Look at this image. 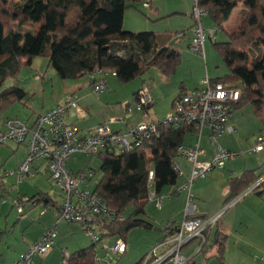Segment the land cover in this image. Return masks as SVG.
Here are the masks:
<instances>
[{
	"label": "trees",
	"instance_id": "1",
	"mask_svg": "<svg viewBox=\"0 0 264 264\" xmlns=\"http://www.w3.org/2000/svg\"><path fill=\"white\" fill-rule=\"evenodd\" d=\"M20 1L0 0L2 119L3 113L11 106L26 102L25 99L30 97L17 85L4 89L3 85L10 79L17 80L20 71L25 66L31 67L32 62L39 57L47 58L49 66L62 80H78L102 71L116 73V78L123 85L152 67H157L163 78L168 80L175 74L181 60L178 43L185 33L172 36L126 30V9L136 7L140 2L150 4L151 0ZM197 4V7L207 12L217 30H224L228 36L227 41L215 42L214 47L222 55L230 75L211 79V83L219 82L237 88L241 97L233 103L234 111L243 103L250 102L255 115L264 124V0H197ZM236 9L240 10L242 21L234 31H227L225 26ZM27 22L39 24L40 27L35 32L23 33V26ZM195 26L194 19L191 38ZM216 32L211 38L216 39ZM97 80L90 81V85L93 86ZM186 92L181 91L176 96L174 105ZM9 118L3 119L0 132ZM152 121L155 130L141 134L139 144L133 150L123 154L102 153L98 156L102 161L99 170L102 178L92 191L108 208L123 215L125 219L123 222L99 223L104 231L100 242H92L89 248L69 255L67 259L70 264H98L95 258L96 245L103 243L106 237L126 240L129 231L133 229H155V226L141 217L146 215L145 206L151 199V188L159 195L166 187L177 185L179 174L174 167L178 149L184 145L186 136L196 130L193 124L187 122L175 125L164 119ZM258 172L257 169L248 170L239 177L230 178L224 206L264 176V173ZM261 188L263 184L253 194L262 196ZM131 208L135 211L128 217L126 211ZM161 231L164 235L167 230L164 227ZM216 236L217 253L222 254L226 248L225 238L220 232ZM208 246L201 253H206ZM145 257L136 264H143Z\"/></svg>",
	"mask_w": 264,
	"mask_h": 264
},
{
	"label": "built area",
	"instance_id": "2",
	"mask_svg": "<svg viewBox=\"0 0 264 264\" xmlns=\"http://www.w3.org/2000/svg\"><path fill=\"white\" fill-rule=\"evenodd\" d=\"M197 5V0H194L192 12L196 26L193 31L194 36L189 44L192 52L204 56L207 32L204 29L202 18L207 15V12ZM208 31V36L211 38L215 32ZM109 74L116 77V73L102 71L88 75L91 81L98 79L92 86L93 94L101 96L108 90L103 78ZM202 81L200 89L187 91L176 105L173 103L172 111L165 116L164 120L175 125L185 122L193 124L195 133L200 135L203 129L210 130L208 142L214 147L215 156L211 161H202L200 157L206 152L199 144L181 146L176 156L187 160L192 166V171L188 183L185 186H177L172 192L173 196L179 195L181 191L190 190L196 180L205 178L213 170H223L226 162L239 156L236 152L222 148L217 140L224 133L237 132V127L229 124V116L234 112L233 103L240 100L241 92L237 88L227 87L223 83L212 84L209 78ZM152 105L151 89L145 85L136 97V108L147 118L149 107ZM78 106L79 100L76 95H73L68 97L64 103L41 113L33 122L18 117L7 119L0 132V143L2 145L10 142L27 143L28 154L18 168L7 170L1 175L14 177L17 184L20 185L25 180L36 178L38 170L34 166L39 162H44L47 165V173L50 175L52 186L58 188L62 195L55 225L62 222L79 224L92 242L99 243L101 240V233L98 231L99 223L123 222L125 217L108 208L106 203L90 189L89 183L95 172L92 169L72 172L67 168L68 159L78 153L93 158L102 153L123 154L129 152L138 146L141 134L150 130L154 131L156 126L151 119H148L125 132H116L108 124H102L90 131L83 132L67 123L69 110L76 109ZM130 110L128 109V111ZM255 140L256 143L248 151L249 154L264 150V133H261ZM174 168H176L179 177L183 175L177 161ZM263 183L264 176H261L257 182L224 206L222 211L211 217L196 216L195 206L191 203L192 195H190L185 216L177 223L169 222L167 224L163 242L158 243L152 252L146 254L143 264H166L167 262L183 264L193 259L209 244L211 231L217 226L221 215L239 202H243L245 197L253 194L255 189ZM155 198V195H151V199ZM156 201V206L161 208L162 199L158 198ZM16 205L18 212L22 213L23 205L18 201ZM57 234L56 227H52L44 236L28 247L23 260L16 264H35L32 261L34 257L48 255L55 245ZM194 243L197 245L196 249L190 253V257H186L183 254L184 249ZM105 249L119 257L126 252V244L123 239H118L112 246H106ZM69 255L67 251L64 252L61 264H70L67 259ZM95 258H97L98 264H103L101 258L98 256ZM107 264H113V262L108 261Z\"/></svg>",
	"mask_w": 264,
	"mask_h": 264
},
{
	"label": "crops",
	"instance_id": "3",
	"mask_svg": "<svg viewBox=\"0 0 264 264\" xmlns=\"http://www.w3.org/2000/svg\"><path fill=\"white\" fill-rule=\"evenodd\" d=\"M149 4V3H148ZM151 5L149 9H151ZM194 6V5H193ZM193 11V10H192ZM133 15V16H132ZM133 17L139 19L135 14H129L127 15V12L125 13V21L124 25L126 29H131L134 31L142 30L144 29V25L136 24L134 25ZM203 23V21H202ZM142 27V28H139ZM138 28V29H137ZM137 29V30H136ZM193 33L191 34L192 37ZM192 39V38H191ZM206 43V42H205ZM204 43V44H205ZM190 46V45H189ZM206 47V44H205ZM190 49V47H189ZM187 57H193L194 54L192 52L187 53ZM198 54V53H197ZM200 55V54H199ZM201 56V55H200ZM205 57V56H202ZM198 58V57H197ZM197 60V59H196ZM33 64V63H32ZM37 76V75H36ZM174 77V76H173ZM38 78V77H37ZM44 76H42V79ZM209 78V77H206ZM35 79L36 82H41V86L46 88V84H43L46 79ZM51 79L54 80V78L51 76ZM104 81L105 84L108 87V90L103 93L101 96H97L99 98H95L92 92V86L91 80L88 76L78 79V80H67L72 82H67L64 87V91L60 96L57 98H54V103L51 104L50 107L47 105L44 108V110L39 111L37 113L33 112V118L29 119L30 122H33L36 120V118L45 111L50 110L51 108L55 107L56 105L60 103H64L68 97H71L73 95H76L79 100L78 108L69 110L70 114L67 118V123L74 125L77 127L80 131L86 132L90 131L94 128H96L99 125L102 124H108L114 131L116 132H125L129 131V129L134 128L136 125L146 122L148 119H157L162 120L165 119V116L170 113L172 110H169L170 108L168 105H166V113L165 115L160 116V118H152L153 116L152 109L149 111V115L146 118L143 113L136 111L133 105L130 103L131 99L134 98L136 100V93L145 85H147L151 91L153 92V84L144 83V85H137L130 88L128 91L125 86H122L121 82L111 74L105 76ZM172 77L168 79L166 82H170ZM205 79V78H204ZM210 79V78H209ZM184 81H181V84L176 86L171 93V97L169 98V103L171 104L170 107L173 108V102L176 96L179 95L181 91H193L199 87L202 86L203 79L200 82L197 81H188L187 79H184ZM211 80V79H210ZM17 81V80H15ZM171 83V82H170ZM20 84L17 86L19 87ZM16 86V84H15ZM24 86V85H23ZM40 86V87H41ZM23 90H25L30 96L33 94L31 88L22 87ZM153 98L156 97L155 94H153ZM171 100V102H170ZM154 99H153V105L150 108H153L155 105ZM163 102V101H162ZM116 104L117 106H115ZM16 105H22L23 107H28L27 102H21L16 103L15 105L11 106L6 112L13 109ZM49 108V109H48ZM128 109H132V111H128ZM97 110V115L95 112ZM169 110V111H168ZM236 111V110H235ZM234 111V112H235ZM233 112V113H234ZM5 113V112H4ZM3 113V119L9 117H18V115H8L6 118H4ZM232 113V115H233ZM89 115V116H88ZM230 115L229 117V124L234 126H240V121L236 116ZM114 120V121H112ZM238 123V125L236 124ZM238 128V127H237ZM236 128V129H237ZM207 129V128H205ZM208 130V129H207ZM204 131V129H203ZM210 131V130H209ZM193 136H196L195 133H191ZM188 134V135H191ZM226 133H224L222 136H224ZM229 134V133H228ZM240 135L241 132L239 129H237L236 133ZM229 134V135H233ZM187 135V136H188ZM186 136V138H187ZM222 136L220 138H222ZM209 137V136H208ZM219 138V139H220ZM207 142L209 141L208 138H205ZM256 139V138H255ZM254 144L255 145V140ZM204 141V138L200 135L198 138L196 137V140L191 142L192 144L184 143V146H196L200 145V147L203 148L202 143ZM219 140H217L218 142ZM13 142L9 143L12 144ZM219 143V142H218ZM26 144V149H28L27 143H23V145ZM210 144V142H209ZM18 146L16 149H14L13 153H18L20 151V148H22L21 144H17ZM211 145V144H210ZM212 146V145H211ZM224 148H227L229 150H238L243 147L242 141H235V142H226L223 143ZM213 147V146H212ZM223 148V147H222ZM24 150L20 156V158L16 159L15 161L9 160L6 161L7 167L10 169L8 170H14L18 168V166L24 161L27 150ZM204 149V148H203ZM1 150V148H0ZM205 154L200 157V160L202 161H211L214 158L215 155V149L213 147V153L211 155H208V151L206 149ZM264 152V150L262 151ZM259 152V153H262ZM1 153V151H0ZM255 154V153H254ZM258 154V153H256ZM10 156V155H9ZM239 157L235 159L229 160V162H226L224 165L226 168V165L230 164L231 162H234ZM0 159L2 160V155L0 154ZM182 162L187 163V165H181L177 162L179 165V168L182 170L183 175L179 177L178 183L176 186H169L166 187L162 192L159 193V195L155 194V192L152 191L151 195H155V199H150L154 202V206L157 205V199H162V205L161 208L157 209L160 211L158 214V217L156 218V215L152 214V217L148 215L146 220H148L153 226H155V229H151L152 234L149 232H138V234H135L134 236L133 232H129V234L126 237L125 244H126V252L118 257L117 261H114L112 259V255L107 253L108 251L105 249L106 246H112L116 240L120 238L115 237H106L103 240V243L96 245V255L102 259L103 264H107L108 261H112L113 264H136L144 257V255L148 254L150 250L158 244L163 239V232L161 229L164 228L165 222H170L171 220H181L183 216L186 214L187 204L189 202V197L192 195V202H194L195 199H197V203L192 205L195 206V214L196 216H211L218 214L221 210L219 209L222 205L224 207V202L228 196V181L230 178L233 177H239L241 176L245 171H248V169H245L244 171L240 166H235L231 169H229L228 177L226 178L225 174H222L223 178L226 180V184L223 187L222 192L220 193V196L217 195L210 197L209 192H204L199 186L202 185L203 181L198 182L196 185V181L192 184L190 190H184L181 191L179 195L171 196V192L174 191V189L177 186H185L188 183V179H190L192 166L191 164L183 159ZM261 162H264V158L260 159ZM183 163V164H184ZM228 163V164H227ZM262 163H256L254 169L251 170H258V173H264V164ZM4 163L0 165L3 166ZM258 164H261L259 166ZM68 165V162H67ZM46 164L43 162H39L35 164V169L38 170V175L35 180L32 182V186L24 184V182L17 184L16 179L14 177H3L1 174H4L6 170H0V187L2 185V188H5V186L11 187V192H13L16 188L13 186L18 185V193L17 196L14 198H20L16 199L20 204L23 205L22 213H19V218L17 219L19 224L21 225V229L24 235L23 239L25 240L23 244H20L17 246V248L14 249V247H9L7 244L9 252H3L0 253V264H16L19 262L18 260L20 257L25 255L28 251V247H30L34 242H36L38 239H40L42 236H44L52 227H56V230L58 232L57 238L55 240V245L53 246V249L50 251V253L47 255V257H34L32 261L35 262V264H61L63 261V253L67 251L70 255L76 253L79 250L89 248L90 245H92V241L89 236L86 234H81L82 227L79 224L76 223H58V225H55L57 213H58V206L60 203H57L56 201L51 198V193H48V180L50 179L49 175H42L44 173V167L46 168ZM259 166V167H258ZM68 168V166H67ZM70 168V169H69ZM68 169L72 172H74L72 167H69ZM225 168L223 170L219 171H225ZM238 169V174H235L233 170ZM216 170V169H215ZM213 170L212 172H214ZM46 172L47 168L45 169ZM250 171V169H249ZM7 172V171H6ZM78 172V171H77ZM211 172V173H212ZM210 173V174H211ZM209 174V175H210ZM207 176L205 178H202L201 180H206ZM263 195L259 196L257 194H254L248 201H246L245 204L238 206L236 208V211L234 212V216L229 218L226 215H221V218L217 224L216 227L213 228L211 239L209 240V248L206 253H198V255L191 259L188 262H185L183 264H264V183H263ZM252 195V194H250ZM22 196V197H19ZM28 197L27 199H23L24 197ZM249 196V195H248ZM246 198V197H245ZM244 198V199H245ZM243 199V200H244ZM16 201V202H17ZM209 201H214L216 206L214 208L207 207L206 203ZM205 203V204H203ZM16 204V203H15ZM7 203L4 204L6 206ZM3 206V207H4ZM18 208V206H17ZM219 211V212H218ZM228 211V210H227ZM241 213V214H240ZM228 215V214H227ZM251 217H250V216ZM260 217V226L262 228L260 229V237L258 238H252L253 244L248 245L245 241V234L246 231L249 230V226H251L250 219L252 217ZM81 231V232H80ZM98 231L100 233L104 232L100 227L98 228ZM136 231H150V230H144V228L136 229ZM220 232V235L224 237L225 239V246L224 251L222 254L217 253L218 252V245L217 241L215 240V237L217 238L216 234ZM154 235V236H153ZM215 240V241H214ZM218 240V239H217ZM108 243V244H105ZM215 243V245H213ZM196 245V243L186 247L184 249L183 254L186 257H190V251L192 250V247ZM1 246V245H0ZM103 248L104 250H100ZM191 252V253H192ZM189 253V254H188ZM7 254V255H6ZM220 255V256H219ZM120 262V263H119ZM166 264H173V262H167Z\"/></svg>",
	"mask_w": 264,
	"mask_h": 264
},
{
	"label": "rangeland",
	"instance_id": "4",
	"mask_svg": "<svg viewBox=\"0 0 264 264\" xmlns=\"http://www.w3.org/2000/svg\"><path fill=\"white\" fill-rule=\"evenodd\" d=\"M20 1V0H16ZM25 0H21L20 2L22 3ZM151 9H149L150 4ZM151 3H143L140 2L136 4V7H130L127 8L126 12L127 15L129 14H135L139 19L133 17V23L134 25L136 24H141L144 25V29L138 30L137 32H153L159 35H178L185 33V36L182 38V41L178 43V48L181 50V60L179 64L177 65L175 74L172 76L171 83L163 78V74L161 73L160 70H158L157 67H152L151 70H148L144 72L143 74L139 75L135 79H133L130 82H127V84H124L122 86H125L126 89L129 91L131 87L137 86V85H144V83H149L153 84V92L151 91L152 96L153 94L156 95L154 99L155 105L153 106L152 113L153 116L151 115L152 118H160V116L165 115L166 113V105L169 104V110H172L170 107L169 103V98L171 97L172 90L181 84V81H184V79H187L188 81H197L200 82L202 79L209 77L210 79H219V78H224L228 75H230L229 69L226 67V64L223 60L222 55L215 49L214 43L215 42H225L228 39V36L224 30H217L216 26L214 25L212 19L210 16L205 15L203 19V26L205 31L207 32L206 36V47H205V57L200 56L199 54L192 52L189 49V43H191V34H192V28L194 26V19H192V10H193V5H194V0H151ZM240 10L236 9L234 10L232 16L230 17L229 22L225 26L227 31H234L236 28L239 27L242 18L239 17L241 16ZM133 16V15H132ZM125 21V19H124ZM39 24H33L31 22H27L23 26V33L25 32H30L33 31L35 32L36 30L39 29ZM142 28V27H139ZM138 29V28H137ZM136 29V30H137ZM130 31H134L131 29H126ZM208 30H213L216 32V39L214 38H209L208 36ZM216 30V31H215ZM136 32V31H135ZM136 32V33H137ZM192 52L196 58L193 57H187L188 52ZM198 57V58H197ZM197 59V60H196ZM49 60L45 57H39L35 59L32 63L31 67L25 66L19 73L17 77V81L10 79L5 82L3 85V89L6 87H10L12 85H19V88L22 87H27L31 88L32 90V95L25 99V101L28 103V107H23L22 105H16L13 109L9 110L8 112L4 113V118H6L8 115H18L21 119L29 121V119L33 118V112L37 113L39 111L44 110L47 105L48 107L51 106L53 101L55 100L54 98H57L62 94L64 91L63 85L67 82H72V81H67V80H62L54 71L52 67L49 66ZM37 75V76H36ZM42 76H44L43 79H46L43 84H46V88L41 86V82H36L34 81L35 79H42ZM51 76L54 78V80L51 79ZM38 77V78H37ZM43 79L41 81H43ZM24 85V86H23ZM41 86V87H40ZM23 89V88H22ZM95 98H99L96 95H94ZM163 101V102H162ZM171 102V100H170ZM130 103L133 105L132 107L136 108V100L134 98L131 99ZM117 106L116 104H114ZM80 106V105H79ZM49 109V108H48ZM150 109V110H151ZM168 110V111H169ZM132 111V109L130 110ZM139 112V111H138ZM97 114V110L95 112ZM99 115V114H97ZM89 116V115H88ZM232 116H236L238 120L240 121V126H237L239 131L241 132L240 135H229L226 133L222 138L219 139V145L224 148L223 143L224 141L226 142H235V141H242L243 142V147L238 150H231L232 152H236L239 154V158L231 162L230 164L226 165L225 171H219L216 169L214 172H212L210 175H206L207 178L206 180H201L202 178L198 179L194 185H196L198 182L203 181L202 185L199 187L204 191V192H209L210 197L214 195H217L218 197L220 196V193L223 190V187L226 184V178L228 177L229 174V169L235 167V166H240L242 170L244 171L245 169H254L257 167L255 164L256 163H262L260 159L264 158V152L258 153V154H249L248 151L251 148V145L254 144V139L257 138L262 132H264V124L260 120L258 116L255 115V109L252 105V103L247 102L243 103V105L236 109V111L233 113ZM3 119L0 118V125L2 124ZM238 125V123H236ZM196 136L188 135L186 138V142L189 145L192 144L191 142L196 140V137L198 138L200 136L199 133H195ZM210 135V131L207 129H204L202 131L201 136L204 138V141L202 143V146L204 149L208 151V155H211L213 153V147L207 142L205 138H208ZM11 143V142H10ZM256 143V141H255ZM17 143H12V144H6L1 146V155H2V160L0 159V165L2 163L3 166H1L0 170H8L10 169L7 167L6 161L13 160L15 161L17 158L19 159L22 152L26 149V144H21L22 148H20V151L16 154L13 153L14 149L17 147ZM264 146V143H263ZM226 150H229L227 148H224ZM27 150V149H26ZM28 151V150H27ZM28 154V152H27ZM10 155V156H9ZM27 156V155H26ZM215 156V155H214ZM179 164L181 165H187V163L182 162L179 158L176 160ZM101 159L99 157H88L84 154H75L73 157L68 159V168L72 167L74 172L77 171H82V170H87L88 168L93 169L95 172V175L91 178L90 180V189L94 190L96 186L99 183V180L102 178V172L100 170L101 166ZM184 163V164H183ZM264 164V162L262 163ZM261 166V164H258ZM258 166V167H259ZM44 167V174L49 175L45 171ZM70 169V168H69ZM235 174H238V169L233 170ZM222 174H225L226 178L224 179ZM205 176V177H206ZM50 177V175H49ZM204 178V177H203ZM35 179H30V180H25L23 181L24 184H28L32 186V182ZM229 182V181H228ZM48 193H51V198H53L54 201L57 203L62 202L61 198V193L60 190L56 187H53V183L51 180H48ZM1 184V183H0ZM18 185L13 186L16 188L13 192H11V187L5 186V188H2V185L0 187V253L3 252H9L10 250L7 247V244L9 247H14L17 248L18 245L25 243L23 239V232L21 229V225L19 224L20 222L17 221L19 218V213L17 205L15 204L16 201L20 198H16L17 193H18ZM153 192L154 189L151 188ZM254 194L247 196L243 202H239L237 204L238 206H241L246 203ZM22 197V196H19ZM28 197H24L23 199H27ZM197 199L192 202L193 204L197 203ZM7 203L6 206L4 204ZM205 204V203H203ZM153 201H149V203L145 206L146 207V215L141 216L142 218H147L148 215L152 217L153 215H156V218L158 217V214H160L156 206H154ZM235 205L228 211H226L223 215H226L227 217L231 218L234 215V212L236 211V208L238 207ZM4 206V207H3ZM207 207L214 208L216 206L214 201H209L206 203ZM221 211L224 209L223 205L219 208ZM134 208L128 209L126 211V216H131L134 212ZM219 212V211H218ZM228 214V215H227ZM241 214V213H240ZM216 215V213H215ZM222 215V216H223ZM213 216V215H211ZM209 216V217H211ZM250 216V215H249ZM252 216V215H251ZM250 216V217H251ZM251 226H249V230L246 231L245 238L246 243L248 245H252L253 241L252 238H258L260 237V229L262 226H260V217H252L250 219ZM66 223V222H65ZM168 222H165L164 227H166ZM140 229V228H136ZM136 229H133L135 233H133L132 236L135 234H138V232H149L152 234L151 229H146L144 230H150V231H136ZM82 232L81 234H85L84 230L81 229ZM131 232V231H129ZM133 232V231H132ZM87 235V234H86ZM88 236V235H87ZM154 236V235H153ZM108 244V243H105ZM156 244L150 252L157 246ZM192 245V244H191ZM197 245H194L192 247V250H195ZM186 249V248H185ZM16 250V249H15ZM101 251L104 250L103 248L100 249ZM105 251V250H104ZM108 251V250H107ZM149 252V253H150ZM190 251L189 253H191ZM107 253L111 254L112 259L114 261L118 260L117 255H115L113 252L108 251ZM188 253V254H189ZM7 255V254H6ZM24 257V255H23ZM23 257L21 256L20 260H23ZM39 257V256H37ZM44 257H47L44 256ZM64 257V253H63ZM40 258V257H39ZM34 262V261H33ZM35 263V262H34ZM120 263V262H119Z\"/></svg>",
	"mask_w": 264,
	"mask_h": 264
}]
</instances>
